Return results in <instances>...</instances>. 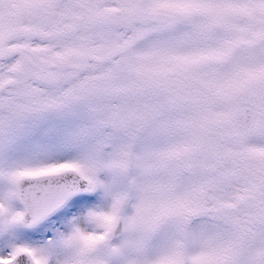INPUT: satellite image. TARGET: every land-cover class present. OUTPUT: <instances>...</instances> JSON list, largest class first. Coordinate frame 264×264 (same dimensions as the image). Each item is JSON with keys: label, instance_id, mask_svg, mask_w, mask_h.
I'll return each mask as SVG.
<instances>
[{"label": "snow or ice", "instance_id": "6c2138e0", "mask_svg": "<svg viewBox=\"0 0 264 264\" xmlns=\"http://www.w3.org/2000/svg\"><path fill=\"white\" fill-rule=\"evenodd\" d=\"M0 264H264V0H0Z\"/></svg>", "mask_w": 264, "mask_h": 264}]
</instances>
